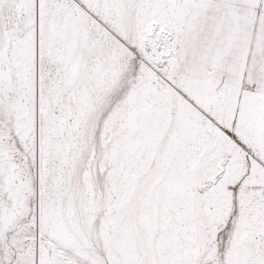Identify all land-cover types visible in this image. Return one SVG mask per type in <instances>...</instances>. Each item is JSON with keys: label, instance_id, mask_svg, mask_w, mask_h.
Returning <instances> with one entry per match:
<instances>
[{"label": "snow or ice", "instance_id": "obj_1", "mask_svg": "<svg viewBox=\"0 0 264 264\" xmlns=\"http://www.w3.org/2000/svg\"><path fill=\"white\" fill-rule=\"evenodd\" d=\"M0 264H264V0H0Z\"/></svg>", "mask_w": 264, "mask_h": 264}]
</instances>
